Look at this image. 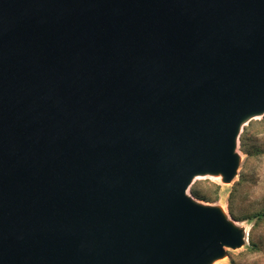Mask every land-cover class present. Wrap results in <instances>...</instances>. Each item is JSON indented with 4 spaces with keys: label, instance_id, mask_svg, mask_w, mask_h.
Segmentation results:
<instances>
[{
    "label": "water",
    "instance_id": "obj_1",
    "mask_svg": "<svg viewBox=\"0 0 264 264\" xmlns=\"http://www.w3.org/2000/svg\"><path fill=\"white\" fill-rule=\"evenodd\" d=\"M264 114V0H0V264H212L246 235L186 191Z\"/></svg>",
    "mask_w": 264,
    "mask_h": 264
},
{
    "label": "rangeland",
    "instance_id": "obj_2",
    "mask_svg": "<svg viewBox=\"0 0 264 264\" xmlns=\"http://www.w3.org/2000/svg\"><path fill=\"white\" fill-rule=\"evenodd\" d=\"M235 152L240 164L232 182L223 183L220 176L194 178L186 195L218 207L246 235L242 247L226 248L212 264H264V216L258 217L264 214V114L243 124Z\"/></svg>",
    "mask_w": 264,
    "mask_h": 264
},
{
    "label": "trees",
    "instance_id": "obj_3",
    "mask_svg": "<svg viewBox=\"0 0 264 264\" xmlns=\"http://www.w3.org/2000/svg\"><path fill=\"white\" fill-rule=\"evenodd\" d=\"M190 192L192 195H196V192L194 190H190ZM262 216H264V214L262 213L258 214V217H262Z\"/></svg>",
    "mask_w": 264,
    "mask_h": 264
},
{
    "label": "bare ground",
    "instance_id": "obj_4",
    "mask_svg": "<svg viewBox=\"0 0 264 264\" xmlns=\"http://www.w3.org/2000/svg\"><path fill=\"white\" fill-rule=\"evenodd\" d=\"M260 116V115H259ZM255 117H257V116H255ZM253 118V117H252ZM247 122V121H246ZM246 122H244L243 124H245ZM199 177H202V176H196L195 178H199ZM248 234V233H247ZM219 262H221V261H219Z\"/></svg>",
    "mask_w": 264,
    "mask_h": 264
}]
</instances>
